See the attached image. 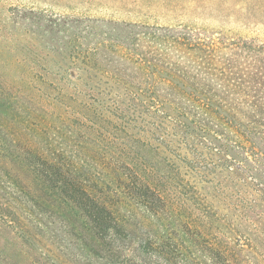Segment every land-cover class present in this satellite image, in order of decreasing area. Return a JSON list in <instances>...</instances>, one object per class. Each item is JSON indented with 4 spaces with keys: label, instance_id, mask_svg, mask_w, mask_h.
Here are the masks:
<instances>
[{
    "label": "trees",
    "instance_id": "obj_1",
    "mask_svg": "<svg viewBox=\"0 0 264 264\" xmlns=\"http://www.w3.org/2000/svg\"><path fill=\"white\" fill-rule=\"evenodd\" d=\"M17 1L0 264H264V0Z\"/></svg>",
    "mask_w": 264,
    "mask_h": 264
},
{
    "label": "rangeland",
    "instance_id": "obj_2",
    "mask_svg": "<svg viewBox=\"0 0 264 264\" xmlns=\"http://www.w3.org/2000/svg\"><path fill=\"white\" fill-rule=\"evenodd\" d=\"M20 3L17 0H0V70H3V62H11L16 57L15 46L21 38L22 28L21 20L17 14L19 13ZM10 17L7 21L6 18ZM4 47L9 49V52L4 51ZM97 147V145H96ZM4 242V240L2 241ZM8 245V243H5ZM10 253L13 249L10 248ZM37 263L40 264L42 257H37ZM25 260H21V262ZM57 264H67L63 258L56 259Z\"/></svg>",
    "mask_w": 264,
    "mask_h": 264
}]
</instances>
